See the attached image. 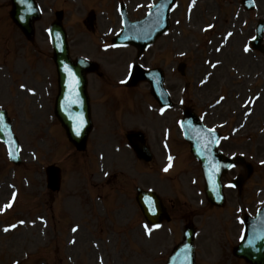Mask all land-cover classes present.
Returning a JSON list of instances; mask_svg holds the SVG:
<instances>
[{
    "label": "rangeland",
    "instance_id": "rangeland-1",
    "mask_svg": "<svg viewBox=\"0 0 264 264\" xmlns=\"http://www.w3.org/2000/svg\"><path fill=\"white\" fill-rule=\"evenodd\" d=\"M39 1L43 5L47 3L45 7H42L45 14L37 24V41L34 45L37 51L33 52V55L39 54L38 58L41 59V63H44V57L46 60L51 57L52 48L47 31L55 20V12L59 9L66 10L64 25L69 34L72 56L94 54L93 40L96 41V37L101 36V31L99 28L95 29L96 21L92 20L90 10L93 7L100 8L101 0H58L54 10L52 7L54 0L52 2L50 0ZM102 1L105 7L109 6L108 1L110 3V16L104 13V18L100 14V21L104 22V33L109 27L116 28L118 31L119 17L115 14V2ZM124 1L131 6L129 15L133 20L145 16L146 8L136 13L139 3L153 2V0ZM181 1L180 10L171 19L173 21L171 32L158 40L143 56V62L140 63H144L149 68L156 66L163 68L168 93L177 105V109H181L180 102H184L199 113L205 108V102L208 100L214 101L219 96L225 98L221 106L212 110L213 117H211L212 121L207 122L208 126L212 128L213 123L231 121L228 129L222 131L231 132V139L227 141L224 153H243L246 155L247 162H253L255 165L256 162L262 163L264 160V110L258 112L260 110L257 111V109L264 91V52L255 50L245 52V47L251 40V36L256 33L259 21H264V0H255L258 7L257 12L245 11L241 6L242 0H195V2L198 1V7L191 17L186 16L185 11L188 5L193 3L192 0ZM9 2L10 0H0V12L7 13L10 10ZM197 10L199 11L196 14ZM2 22L5 27H0L1 60L12 64L17 57L16 61L20 59L22 65L19 66L14 62L15 68L11 67L10 73L7 72V68L0 65V81L7 77L11 83L20 85L23 83L17 82L16 79L24 82L26 78L29 84L35 85L40 79V83L45 82L43 86L45 89L47 84L51 86L54 78L55 86L52 91L55 93L57 89L55 69L54 72L50 71V67L46 66L48 61L44 64L38 63L32 55L29 56L30 62L38 64L31 65L27 60L30 49L24 44L26 40L16 35L18 30L9 21L8 16L7 19L0 17V26ZM210 23L215 25V29L204 34L201 28L207 27ZM227 33L232 34L230 39L224 38ZM261 47L264 49V39ZM19 49L25 52L22 58ZM103 51L98 61L103 67L108 82L104 83V86L107 85L104 90L103 87L101 90L104 91L103 95H109L119 91L113 88L120 81L127 79L130 73L128 67L134 63L137 51L133 49L120 50L121 52L104 49ZM6 54L8 57L4 56ZM1 60L0 64H3ZM180 62L187 64L185 77L177 72L176 66ZM215 63H220V65L215 69L210 79L211 83L203 87V90L196 89L195 70L201 66L202 79L204 74L212 71L210 67ZM14 69L18 71L14 72ZM96 84L99 85V83ZM149 93L147 84H142L131 91V105L117 109L114 123L111 121L113 125L104 126V129L108 128L107 130L102 129V119H98L99 133L92 139L87 168L86 165L80 168H70V159H65L62 155L59 157L63 166L66 167V177L62 194L54 201H52V195L46 190L44 174L45 166L51 163V158L54 162L51 140L45 138L44 131L53 134V128L48 125L46 131L42 126L43 120H49L51 114L49 108L52 103V101L49 103L51 90L49 94L46 92L41 100L42 111L45 112L37 114L35 118L31 115L28 106L31 105L37 113L35 107L37 99L31 93L28 95L27 90H23L20 95L6 94L5 100L8 103L3 104V98L0 97V109L4 107L3 105L10 103L12 116L17 122L16 131L17 129L18 131L16 133L24 146L22 155L24 162L21 169H17L16 178L14 174H10L8 178L3 179L7 176V171L0 166V264L166 263V258L172 251L171 248L181 241L182 228L179 227L180 224L177 221L175 224L173 222L171 225H164L160 229L148 227L150 234L145 230L142 214L138 206L133 203L134 194H131L132 189L136 187L132 183L136 182L143 168L137 162L135 163L131 150L126 146L127 140L124 133L141 130L148 135L149 145L155 156V163L149 167L158 169V173L153 174L155 181L160 177L161 167L167 160V155L164 153L165 144H170L174 148L173 152H181L186 146L182 144L181 134L176 130L172 133L173 140L167 141L166 136L162 135L165 127L169 125L171 127L174 118L172 121L170 119L176 109L160 117L159 108ZM257 94L261 98L253 108V115L246 128L236 133L235 130L241 127L243 114L249 111V107L245 105V98L252 99ZM234 126L236 128L232 131ZM111 129H114L117 143L110 142L109 148L113 150L116 147L119 148L118 156L115 158L106 146V148L102 147V143L109 144L105 134ZM5 157H7L5 149L0 144V164L1 161H5ZM185 159L186 164H181V170L188 169V171L182 175L190 177L194 175V171L197 174L198 169L195 168L194 160L189 153ZM184 162L181 159V163ZM8 166L10 167L9 163ZM84 168H86L85 171L82 170ZM242 170L240 167L237 172ZM117 172L120 177L112 180V174ZM255 175L252 178L254 184L259 186L258 188L263 192L260 197L253 192L254 202H257L259 199H264V166H257ZM11 183L18 187L19 201L12 210L4 213ZM149 185L152 186V184ZM103 186L108 187L104 190ZM122 187L126 188L130 196L124 193V195H119L118 204L115 206V202H112L109 211L108 206L101 204L103 197H97V193L105 192L104 199H106L115 191L123 190ZM191 190L192 187L188 186L185 191L191 194ZM236 193L237 191H231L228 208H235L236 203H240ZM46 203L47 206H45ZM253 203L248 206L254 207L256 204L253 205ZM117 211L118 214H116ZM106 213L110 214L109 218ZM198 220L197 227L202 230L197 239L198 264H244L232 256L233 246L237 245L239 234V228L235 223L221 225V217L217 220L212 218L211 221L200 218ZM74 222L83 224V227L78 225L80 230L76 234L71 233L70 229L74 226L72 224ZM208 225L215 226V229ZM5 228L9 230L6 232ZM217 228L221 230L218 236L215 233ZM72 241L75 242L72 243Z\"/></svg>",
    "mask_w": 264,
    "mask_h": 264
},
{
    "label": "water",
    "instance_id": "water-1",
    "mask_svg": "<svg viewBox=\"0 0 264 264\" xmlns=\"http://www.w3.org/2000/svg\"><path fill=\"white\" fill-rule=\"evenodd\" d=\"M31 0H15L12 17L15 20V22L24 30L25 34L31 39L32 33H33V23L34 21L39 19L38 13H36L33 10V3L29 5ZM168 4L166 6V9H164V12L158 16L153 15L151 18L144 20L139 26L135 25H128L127 31L118 39L119 43H125V44H132L141 49V51L145 50L150 44L154 43V41L161 36L167 29L169 28L168 24V12L170 6L173 4L175 0H167ZM29 10V11H27ZM156 11V9H154ZM158 11V10H157ZM158 13H160L158 11ZM59 24V23H58ZM56 24L53 27V37H54V47L57 51L55 54V60L58 66L59 71V77H60V83L61 87L64 86V83L66 82L68 76H66V70L69 68H73L75 71L78 70V68L69 60L68 56V48L66 45V37L63 29L60 25ZM260 42V39H259ZM57 43H59V46H56ZM79 63V70H81V67L84 64L83 62ZM78 65V64H77ZM66 69V70H65ZM83 70V68H82ZM81 70V71H82ZM79 74V71L77 72ZM83 73V71H82ZM82 73L79 74V77L82 79V85L84 87L85 79L84 75ZM163 74L161 72H147L144 73L140 69L136 70L133 78V84H136L139 81L147 80L149 83H151L152 86V93L157 98V100L162 103L163 106H170V103L168 101V98L166 94L164 93L163 88ZM64 89L62 88V91ZM195 127L194 123H190ZM7 127V126H6ZM9 129H6L5 126L0 127V138H3L6 140V136ZM191 137H193V134L190 133ZM194 143H195V137H193ZM8 141V140H6ZM83 143H85V137L81 139ZM9 142V141H8ZM11 144H13V141H10ZM193 143V144H194ZM195 146V144H194ZM195 150H193L194 153ZM143 156H146L144 152L141 153ZM52 172L51 174V181L54 180V172L53 170H49V172ZM50 172V173H51ZM143 196V195H142ZM144 198V196H143ZM143 198L140 197L139 201L142 206V210L147 215V206L143 205ZM159 207V206H158ZM157 207V208H158ZM159 209V208H158ZM259 217L252 221L247 223L249 225V230L247 237L256 242L257 249L254 250L256 259L254 264H264V210L259 212ZM149 221L154 222L155 216H147ZM156 220H160L161 217L158 216L155 218ZM193 244V232L190 231L187 234L186 237V243L179 248H176L175 252L173 253L170 263L169 264H195V254L192 249ZM190 249H188V248ZM250 260V259H249Z\"/></svg>",
    "mask_w": 264,
    "mask_h": 264
},
{
    "label": "snow or ice",
    "instance_id": "snow-or-ice-1",
    "mask_svg": "<svg viewBox=\"0 0 264 264\" xmlns=\"http://www.w3.org/2000/svg\"><path fill=\"white\" fill-rule=\"evenodd\" d=\"M152 7H154V6H152ZM246 51H247V49H245ZM169 159L171 160V157H169ZM169 166H171V165H169ZM168 169L167 168H165V171H167ZM6 207H11V205L9 204V205H7ZM14 227V226H13ZM145 229H146V231H149V234H150V230L148 229V227H147V225H145ZM9 229L8 228H5L4 229V231H8ZM74 231H75V229H74Z\"/></svg>",
    "mask_w": 264,
    "mask_h": 264
},
{
    "label": "bare ground",
    "instance_id": "bare-ground-1",
    "mask_svg": "<svg viewBox=\"0 0 264 264\" xmlns=\"http://www.w3.org/2000/svg\"><path fill=\"white\" fill-rule=\"evenodd\" d=\"M260 109H262V106H260Z\"/></svg>",
    "mask_w": 264,
    "mask_h": 264
},
{
    "label": "flooded vegetation",
    "instance_id": "flooded-vegetation-1",
    "mask_svg": "<svg viewBox=\"0 0 264 264\" xmlns=\"http://www.w3.org/2000/svg\"><path fill=\"white\" fill-rule=\"evenodd\" d=\"M172 207H174V206L172 205Z\"/></svg>",
    "mask_w": 264,
    "mask_h": 264
}]
</instances>
